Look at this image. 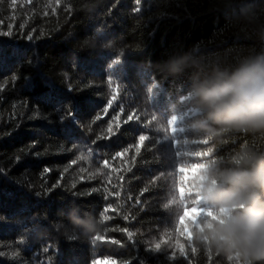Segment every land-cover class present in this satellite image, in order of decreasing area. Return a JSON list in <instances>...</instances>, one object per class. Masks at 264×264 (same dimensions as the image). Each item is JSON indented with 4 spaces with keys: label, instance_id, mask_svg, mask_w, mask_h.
Segmentation results:
<instances>
[{
    "label": "trees",
    "instance_id": "obj_1",
    "mask_svg": "<svg viewBox=\"0 0 264 264\" xmlns=\"http://www.w3.org/2000/svg\"><path fill=\"white\" fill-rule=\"evenodd\" d=\"M258 54L264 0H0V264H264L203 197L264 129L192 94Z\"/></svg>",
    "mask_w": 264,
    "mask_h": 264
},
{
    "label": "clouds",
    "instance_id": "obj_2",
    "mask_svg": "<svg viewBox=\"0 0 264 264\" xmlns=\"http://www.w3.org/2000/svg\"><path fill=\"white\" fill-rule=\"evenodd\" d=\"M180 63L171 62L170 70L177 71ZM192 94L207 121L215 125L264 129V54L232 71L213 70L203 75L194 80ZM232 162L233 167L209 169L206 177L204 201L220 209L211 232L229 251L236 249L245 257L260 259L264 257V200L259 195L264 191V157L242 148ZM201 167L194 165L183 171L195 174Z\"/></svg>",
    "mask_w": 264,
    "mask_h": 264
},
{
    "label": "snow or ice",
    "instance_id": "obj_3",
    "mask_svg": "<svg viewBox=\"0 0 264 264\" xmlns=\"http://www.w3.org/2000/svg\"><path fill=\"white\" fill-rule=\"evenodd\" d=\"M136 2L139 3V0H136ZM120 155H122V154H120ZM103 261H104V259H101V264H103ZM90 264H91V262H90ZM116 264H120V262L117 260Z\"/></svg>",
    "mask_w": 264,
    "mask_h": 264
}]
</instances>
